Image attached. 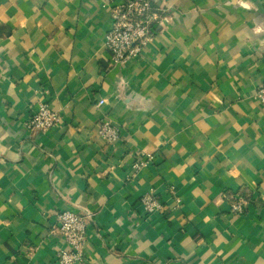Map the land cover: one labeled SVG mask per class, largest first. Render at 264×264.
<instances>
[{
	"label": "crops",
	"instance_id": "1",
	"mask_svg": "<svg viewBox=\"0 0 264 264\" xmlns=\"http://www.w3.org/2000/svg\"><path fill=\"white\" fill-rule=\"evenodd\" d=\"M120 1L0 0V264H56L61 211L93 214L85 264H264V0H150L153 41L114 65ZM41 103L61 124L30 132Z\"/></svg>",
	"mask_w": 264,
	"mask_h": 264
},
{
	"label": "built area",
	"instance_id": "2",
	"mask_svg": "<svg viewBox=\"0 0 264 264\" xmlns=\"http://www.w3.org/2000/svg\"><path fill=\"white\" fill-rule=\"evenodd\" d=\"M112 25L104 38L106 50L111 55L114 65L126 64L140 58L154 38L153 25L159 24V16L151 12L150 0H122L111 7ZM256 99L264 104V85L258 88ZM59 113L45 103L39 104L35 114L26 124L30 132L48 133L60 126ZM99 135L113 150L121 140L118 128L109 120L100 123ZM150 155L140 156L135 160L132 178L140 173L148 164ZM146 217L164 215L165 206L155 193L149 192L140 199ZM233 213H243L241 199L230 201ZM93 214H81L72 211H61L58 223L51 230V235L64 242L57 252L56 264H85V248L88 243L89 225Z\"/></svg>",
	"mask_w": 264,
	"mask_h": 264
},
{
	"label": "clouds",
	"instance_id": "3",
	"mask_svg": "<svg viewBox=\"0 0 264 264\" xmlns=\"http://www.w3.org/2000/svg\"><path fill=\"white\" fill-rule=\"evenodd\" d=\"M245 7H247V5H244Z\"/></svg>",
	"mask_w": 264,
	"mask_h": 264
}]
</instances>
